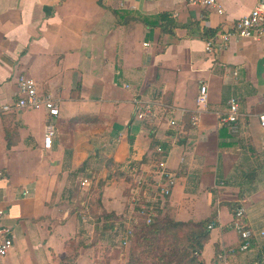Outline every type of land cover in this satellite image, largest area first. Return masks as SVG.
Instances as JSON below:
<instances>
[{"label": "crops", "instance_id": "0c3cea01", "mask_svg": "<svg viewBox=\"0 0 264 264\" xmlns=\"http://www.w3.org/2000/svg\"><path fill=\"white\" fill-rule=\"evenodd\" d=\"M217 1L223 14L189 0H0V107L28 74L60 108L50 149L45 110L0 113V225L14 240L0 264H115L116 222L130 240L161 161L175 179L166 213L214 225L203 263L234 249L223 264H264V235L240 253L231 228L245 206L264 232V41L219 39L258 0ZM162 14L172 33L143 22ZM232 98L237 132L222 122ZM137 100L155 114L139 120Z\"/></svg>", "mask_w": 264, "mask_h": 264}, {"label": "built area", "instance_id": "2783aa9c", "mask_svg": "<svg viewBox=\"0 0 264 264\" xmlns=\"http://www.w3.org/2000/svg\"><path fill=\"white\" fill-rule=\"evenodd\" d=\"M189 3L192 5H206L212 8H215L220 14H223L224 11L221 8L217 0H189ZM234 37H239L241 39H253L257 41H264V0H258L256 6L252 11L240 18L237 22L233 24L231 29L225 31L220 37L222 44L226 45ZM214 40L209 41L208 49L210 50L213 46ZM18 94L19 99L11 105H3L0 107V113L11 112V111H21L24 109L29 110H45L48 115V124L46 127L45 135V147L50 149L52 146V140L56 135V125L54 120L57 119L60 115V108L56 100L50 94L41 93L38 89V86L35 80L30 77L28 74H21L18 77ZM208 100L207 88L206 86L201 87L200 95L198 97L199 104H206ZM137 118L139 120H146L148 117L155 114V104L150 102H145L144 100H137ZM240 119V105L239 101L236 98H232L229 101V113L227 117L222 119L223 123L228 124L232 127L233 132H237V123ZM260 124L264 127V114L260 118ZM171 125L178 126L176 121H172ZM159 151L161 149L159 148ZM160 176V179L156 181L155 187L157 192V198L155 203L150 206L146 205L142 208L140 215L147 218V222H151V215L155 210V205L160 200H165L172 193V188L175 185V179L170 172L167 171L165 162L161 161L158 164V170L156 174ZM87 182H84L83 185H86ZM4 214L3 211H0V216ZM246 208L245 206H240L235 210L234 220L231 224V228L238 234L240 238V245L238 251L240 253H245L251 251L255 248L256 243L258 242V236L264 235V232L260 234L255 230L247 226L245 223ZM214 225H210L209 228L212 229ZM125 245L128 243V240H124ZM14 240L12 235L11 228L4 227L0 225V256L6 257L9 255L11 249L13 248ZM236 253V250H223L217 258L218 264L226 263L229 257V254ZM264 258V253H262Z\"/></svg>", "mask_w": 264, "mask_h": 264}, {"label": "trees", "instance_id": "16d2710c", "mask_svg": "<svg viewBox=\"0 0 264 264\" xmlns=\"http://www.w3.org/2000/svg\"><path fill=\"white\" fill-rule=\"evenodd\" d=\"M143 22L149 27L160 26L165 33L178 26L167 14ZM206 35L211 39L216 34L208 31ZM151 217L150 223L145 218L132 224L128 264H204L202 251L209 238V221L178 222L166 213L161 201Z\"/></svg>", "mask_w": 264, "mask_h": 264}, {"label": "rangeland", "instance_id": "374dc122", "mask_svg": "<svg viewBox=\"0 0 264 264\" xmlns=\"http://www.w3.org/2000/svg\"><path fill=\"white\" fill-rule=\"evenodd\" d=\"M140 194L141 195L144 194L143 190L141 191ZM147 195H149V194H147ZM154 203H155V200H153V197L150 195L147 197H140L138 199H137V197H135V203H134L133 208H134V212L136 215V219H134V220L132 219L133 223L135 221L136 222L137 221H143L145 219V217L143 215L142 216L140 215L142 208L145 207L146 205L152 206ZM137 212H139V214H136ZM116 225H117V229L115 232V234H116L115 235V244L116 245L113 247L111 254L115 257V264H127V255H128V251H129L128 247L130 245V240H128V243L126 245L123 243L125 239L127 240V238H126L127 233L125 232V224L123 225V221L122 220L117 221ZM125 233H126V235H125ZM130 235H131V233H130ZM130 235H129V238H130ZM181 237L183 238V236H181Z\"/></svg>", "mask_w": 264, "mask_h": 264}]
</instances>
